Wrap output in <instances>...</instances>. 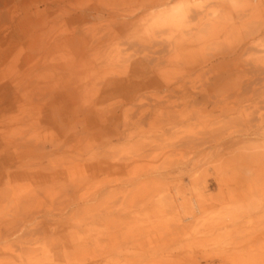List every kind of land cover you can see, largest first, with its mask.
<instances>
[{"label": "rangeland", "instance_id": "1", "mask_svg": "<svg viewBox=\"0 0 264 264\" xmlns=\"http://www.w3.org/2000/svg\"><path fill=\"white\" fill-rule=\"evenodd\" d=\"M4 2L0 86H8L1 99L0 172L15 176L0 180V264H264L260 163L247 177L224 152L179 147V96L154 108L140 127L125 117L126 94L102 98V81L123 76L124 60L144 46H128L97 14L80 19L75 12L143 0ZM243 2L264 26V0ZM20 23L29 31L22 40ZM79 26L84 46L71 36ZM172 32L165 29L164 37L176 38ZM178 58L161 63L169 77L179 75ZM112 108L123 116L108 127L99 114ZM61 114L71 115L70 123L58 124ZM208 118L215 119L195 109L180 131H196ZM199 197L206 200L201 213L191 203Z\"/></svg>", "mask_w": 264, "mask_h": 264}, {"label": "bare ground", "instance_id": "2", "mask_svg": "<svg viewBox=\"0 0 264 264\" xmlns=\"http://www.w3.org/2000/svg\"><path fill=\"white\" fill-rule=\"evenodd\" d=\"M4 1L0 0V6L5 4ZM19 1L27 4L33 0ZM173 1L143 0L139 4L112 8L105 6V9H77L75 13L80 19L99 15L105 21L101 22L103 26L109 32L116 33V37L128 46H144L139 47L141 52L124 60L123 76L102 81V98L126 94L124 99H129L131 107L125 117L140 127L154 108L163 106L166 99L179 96V107L183 106L184 109L183 112L179 111L184 113L179 114V139L176 141L179 147L191 148L196 152L210 147L218 155L224 152L226 162L237 164L247 177L251 176L255 173L252 164L260 163L261 169H264V26L259 25L254 10L243 0H218L212 3L197 0L195 3L186 2L187 6L173 4ZM0 12V18L5 16L6 11L0 9ZM71 13L68 11V15ZM22 16L30 17V13L24 11ZM78 17H75L76 23ZM237 22L239 25H236ZM136 23L141 27H132L131 32L129 26ZM24 25L20 23L19 28H16L18 39L19 34L24 32L20 40L29 32ZM167 28L176 31L177 37L165 38ZM82 29L83 26L77 29L73 27L71 36L76 42L81 38V45L84 46ZM229 36H234V41L228 43ZM197 45L201 46V52L192 49ZM171 53L174 54L171 58L164 59ZM176 58L179 59V75L169 77L161 63ZM26 76L23 74L19 77L24 81V78L28 79ZM7 86L5 84L3 87ZM3 87L0 86V112L3 105L1 99H4ZM123 89L126 91H121ZM195 109L210 111L215 119H206L205 123L208 124L191 133L180 131V125L193 117ZM118 111V108H112L99 115L110 127L122 118L123 113L121 115ZM95 112L98 111H88ZM73 116L80 118L79 115ZM68 117L61 114L58 124L70 123L67 122ZM5 126V118L0 114V134ZM175 127L173 125L170 129ZM85 133L83 131L81 135ZM7 175L15 176V173L1 171L0 180ZM164 175H156L155 180H161ZM191 203L201 213L206 200L202 197L193 198Z\"/></svg>", "mask_w": 264, "mask_h": 264}]
</instances>
